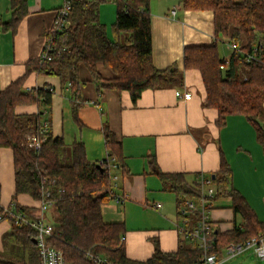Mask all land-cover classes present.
<instances>
[{
    "label": "trees",
    "instance_id": "obj_1",
    "mask_svg": "<svg viewBox=\"0 0 264 264\" xmlns=\"http://www.w3.org/2000/svg\"><path fill=\"white\" fill-rule=\"evenodd\" d=\"M12 19L0 25L1 30L14 33L27 14L26 0H10ZM71 10L68 26L54 35L53 50L27 63L26 73L0 93V150L14 153L15 184L13 210L35 218L33 210L17 203L21 194L35 200L42 198V187L50 193L53 207L50 220L54 234L49 244L63 253L66 264H94L86 254L100 255L115 264H201L203 250L181 242L175 252H163L155 245L153 256L145 261L127 257L121 237L123 223H106L102 208L114 199L112 169L107 163L99 166L86 157L82 142L68 147L62 138H54L50 121L45 120L52 106L54 89L37 88L24 91L32 73L57 76L70 83L74 115L82 106L81 91L85 82L80 79V67L92 75L101 95L103 90L127 91L134 103L148 89H159L177 79V71L158 70L153 62L150 0H116L117 15L108 28L100 20V5L105 0H69ZM188 11H212L216 36L230 38L238 47L230 59H221L217 44L185 49V70H199L206 89L205 106L219 113L218 125H224L231 115L244 116L256 129L257 139L264 149V0H182ZM50 33H47V39ZM245 44L240 46V43ZM256 50V51H255ZM45 53V50H44ZM250 55L255 60H249ZM98 64L109 68L113 78L106 79ZM224 66V69H221ZM20 105H37L45 111L36 115H17ZM45 123L48 130H45ZM45 132L42 134V132ZM106 147L118 168L125 170L121 145L107 124L103 128ZM38 134L45 138L39 152L26 145V137ZM156 168V164H152ZM165 186L178 194L198 196V189H186L183 174H163L156 171ZM232 170L222 157L215 175L216 198L228 196L234 203V213L242 223L230 233L213 231L210 254L222 255L231 244H243L264 236L260 221L246 199L231 187ZM214 197V198H215ZM0 223L11 224L9 243L0 249V264H40L35 231L15 224L6 217L0 206ZM14 246V250L9 249Z\"/></svg>",
    "mask_w": 264,
    "mask_h": 264
},
{
    "label": "crops",
    "instance_id": "obj_2",
    "mask_svg": "<svg viewBox=\"0 0 264 264\" xmlns=\"http://www.w3.org/2000/svg\"><path fill=\"white\" fill-rule=\"evenodd\" d=\"M27 14L14 33L0 32V93L26 73L27 63L41 57L57 11L65 0H26ZM243 3L245 0H233ZM105 8V9H104ZM153 62L158 70L177 71V79L159 89H148L134 103L127 91L105 89L100 95L91 73L80 67V79L85 82L81 91L82 106L74 115L70 83L57 76L32 73L24 84V91L51 87L54 89L52 106L45 120L54 138H62L68 147L82 142L87 159L98 164L109 159L104 125L114 133L121 145L125 170L112 169L115 198L102 208L106 223H123L122 242L127 257L145 262L154 253L155 245L166 253L178 250L186 241L180 234L183 217L180 213L185 198L165 186L157 170L163 174H183L186 189H199L202 179H215L222 157L232 170L231 187L237 190L264 222V149L257 139L254 126L241 115L229 116L224 125H218L219 113L205 106L206 89L199 70H185V49L193 46L217 44L221 59H230L235 52L230 38L216 36L212 11H188L182 0H150ZM10 0H0V25L12 19ZM117 15L116 0H105L100 20L108 28ZM245 44L243 41L240 46ZM103 78L114 75L103 64L97 66ZM190 92L189 101L179 99L175 92ZM45 111L37 105H20L17 115H36ZM113 161H115L114 158ZM156 164V168L152 164ZM113 177L116 179L114 180ZM14 153L0 150V206L13 210L15 194ZM216 196V195H215ZM20 207L40 215V202L21 194ZM157 205H161L157 207ZM231 197L214 198L209 212L214 229L230 233L242 223L234 213ZM190 218V228L197 223ZM11 230L8 221L0 223V249ZM121 237V238H122Z\"/></svg>",
    "mask_w": 264,
    "mask_h": 264
},
{
    "label": "built area",
    "instance_id": "obj_3",
    "mask_svg": "<svg viewBox=\"0 0 264 264\" xmlns=\"http://www.w3.org/2000/svg\"><path fill=\"white\" fill-rule=\"evenodd\" d=\"M71 10V3L69 0H65L64 6L60 8L56 13V18L52 28L49 30L50 37L47 39L46 46L44 48L45 53L43 51L42 57L45 59L46 52L53 50L54 43V35L59 31L64 30L68 24V16ZM1 32V26H0ZM234 49L237 50L238 47L234 45ZM256 51V50H255ZM249 60L254 59V55H250L248 57ZM221 69H224V66H221ZM175 95L179 99H183L185 101H189L192 98V94L190 92H182L176 91ZM45 130H48V124L45 123ZM46 133V131L42 132V134ZM45 138H41L38 134H30L26 137V145L28 148L33 149L36 152H39L42 148V143ZM107 163L108 167L111 169L117 168V164L113 159H111L109 155L108 160H104L98 163L99 166ZM116 177L114 178V180ZM213 181L211 179H202L199 191V197L197 198H185L182 201V208L180 209V213L183 217V225L180 227V234L183 235L184 239L193 244V247H198L203 250V255L200 259L201 264H221L218 261V256L216 254H210V250L213 245V231L214 226L210 220L209 212L212 209V202L216 195V190L212 187ZM111 193L114 198L118 201H122L123 198L121 196L115 195L113 188L111 189ZM40 202V215L32 218L27 217L22 213H15L12 210H6V217L13 218L15 224L19 226H28L33 229L36 233V241L38 247V253L40 257V264H66L65 257L62 252L55 249L49 244L50 238L54 234V225L51 220H48L46 217L47 212L50 211L53 207V202L50 198V193L44 187H42V198L39 200ZM161 205H157L160 207ZM196 215L198 217L197 223L193 228H190V218L191 216ZM2 217H0V220ZM125 238H121V242H124ZM248 250H253L254 254L259 258L264 260V236H258L252 238L251 240L243 243V244H231L227 246L224 251L226 252V258L231 259L234 258ZM86 256L94 263V264H115L100 255H93L88 252Z\"/></svg>",
    "mask_w": 264,
    "mask_h": 264
},
{
    "label": "rangeland",
    "instance_id": "obj_4",
    "mask_svg": "<svg viewBox=\"0 0 264 264\" xmlns=\"http://www.w3.org/2000/svg\"><path fill=\"white\" fill-rule=\"evenodd\" d=\"M64 6V5H63ZM103 4L100 5V12H101V8H102ZM105 9V8H104ZM114 179V177H113ZM51 211V210H50ZM50 211L47 212L46 217L48 218V220H50ZM5 243H9L8 241L11 240L10 237V232H8L4 238ZM9 249L14 250V246H10ZM226 252L223 251L222 255H220L218 257V261L221 262V264H264V260L259 259L253 252V250H248L234 258L231 259H226Z\"/></svg>",
    "mask_w": 264,
    "mask_h": 264
},
{
    "label": "water",
    "instance_id": "obj_5",
    "mask_svg": "<svg viewBox=\"0 0 264 264\" xmlns=\"http://www.w3.org/2000/svg\"><path fill=\"white\" fill-rule=\"evenodd\" d=\"M172 72H174V69H172ZM213 179H215V175H213ZM34 244H37L36 239L34 240Z\"/></svg>",
    "mask_w": 264,
    "mask_h": 264
}]
</instances>
